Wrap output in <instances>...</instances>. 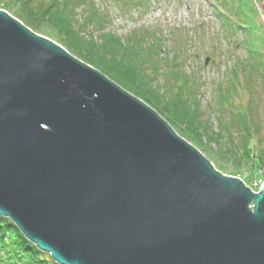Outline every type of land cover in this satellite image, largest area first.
<instances>
[{"label":"water","instance_id":"obj_1","mask_svg":"<svg viewBox=\"0 0 264 264\" xmlns=\"http://www.w3.org/2000/svg\"><path fill=\"white\" fill-rule=\"evenodd\" d=\"M0 216L57 264H264V182L2 9Z\"/></svg>","mask_w":264,"mask_h":264},{"label":"trees","instance_id":"obj_2","mask_svg":"<svg viewBox=\"0 0 264 264\" xmlns=\"http://www.w3.org/2000/svg\"><path fill=\"white\" fill-rule=\"evenodd\" d=\"M13 1L18 9L12 12V16L22 22L23 25L31 30H38L42 23L49 25L48 30H46V37L64 49L76 53L105 76L134 92V95L142 101L152 104L153 107H158V110L165 115L170 124L178 125L185 136L191 137L192 131H196L198 125L205 126L207 124L202 120L198 98L191 93L194 80L190 72H185L182 68L184 59L180 57L182 53L179 48L174 54L167 56L169 60H165L160 52L161 48L158 46L160 41L157 40L154 33L149 34L144 31L139 34L132 33L125 38H118L109 32H103L102 27L108 18L99 16L93 10H88V18L83 22L89 20V23L95 24L100 30V40L96 41L91 34L81 31L75 18L76 8L85 4V0ZM131 1H133L132 3L136 2L137 5L144 3V0ZM254 1L238 0L237 7L235 6L234 11L232 10L236 16L233 20H228L223 13L219 12L223 18L222 27L224 31L232 32V34H234L233 31L237 30L242 32L241 44L244 45L246 52L244 56L232 62L226 88L223 92L218 91L217 121L219 129L217 132H210V136L211 139H223L228 149L234 153V149L241 147L245 154L249 152L256 156L255 139L250 134L253 122H248L249 118H252V112L247 113L246 110L244 112L242 109H238V111L230 113L232 116L230 119L223 115L224 103L231 102L230 91L236 92V88H242V86L243 89L251 91L254 76L257 75L256 78L264 79V36L257 35V24L247 20L253 13H256ZM51 30L54 31V34L51 33ZM252 33H255L254 38L246 36ZM148 35L153 37L155 42L152 38L149 39ZM228 38L232 41V37L229 36ZM166 54L168 55V53ZM158 57H163L162 60L167 61L169 66L162 67L161 58L158 59ZM177 61L179 62L176 63ZM146 65L150 72L147 71ZM240 73L244 77L242 85L238 76ZM118 74H123L125 77L121 78ZM156 81L162 82L157 85ZM237 132L239 144H233ZM261 159L259 156L257 162ZM0 264L57 263L27 240L8 218L0 216Z\"/></svg>","mask_w":264,"mask_h":264},{"label":"rangeland","instance_id":"obj_3","mask_svg":"<svg viewBox=\"0 0 264 264\" xmlns=\"http://www.w3.org/2000/svg\"><path fill=\"white\" fill-rule=\"evenodd\" d=\"M237 1L144 0L142 5H137L136 2L132 3L131 0H85V4L76 8L75 18L81 31L91 34L96 41L100 40V30L95 24L89 23V20L83 22L88 18V10H93L99 16L108 18V21L102 27L103 32H109L118 38H125L132 33L139 34L144 31L149 34L154 33L157 40L160 41L158 46L161 48L160 52L165 60H169L167 56L174 54L179 48L182 54L181 56L178 54V56L184 59L182 68L185 72H190L194 80V88L192 87L191 93L198 98L202 120L207 124H204L205 126L198 125L197 130L192 131V138L187 137L178 125L170 124L165 115L158 110V107L154 106V108L152 104L143 102L154 110L179 137L194 147L216 171L223 175L238 177L243 181L244 186L256 192L260 184L264 182V81L262 82L264 79L256 78L257 75L254 76L251 91L243 89V86L242 88L237 87L236 92L230 91L231 102H226L223 105V115L227 119L232 117L230 113L236 112L238 109L246 110L247 113L252 112V115L250 114L252 118L248 120V115L246 118L248 122H253L250 134L255 139L254 147L257 155L254 156L249 152L245 154L241 147L234 149V153V151L228 149L223 139H211L210 136V132H217L219 129L217 121L218 91L223 92L226 88L230 78L229 68L232 62L244 56L246 52L244 45L241 44L242 32L237 30L233 31L234 34H232V32L224 31L222 27L223 18L219 14V12L223 13L228 20L235 19L236 16L233 11L235 6L238 5ZM254 2L256 13H253L250 19L247 18V20L254 21L257 24L256 34L264 36V0H255ZM0 9L12 15V12L18 7H16L13 0H0ZM48 26L46 23H42L38 30H30L46 37ZM53 32L51 30L52 34H54ZM229 36L232 37V41L229 40ZM246 36L254 38L255 33ZM148 38H152L155 42V39L150 35H148ZM66 52L88 64L76 53L68 50ZM89 52L91 53V51ZM163 57H158V59L161 58L160 64L162 67H168L167 61L162 60ZM205 60H207L206 63ZM92 67L98 70L96 67ZM146 68L150 72L147 65ZM114 73L117 74V72ZM118 75L121 78L125 77L123 74ZM238 76L242 85L244 77L242 73ZM110 80L117 84L116 81ZM156 82L157 85L161 83L160 81ZM128 86L130 87V85ZM120 87L140 99L128 88ZM233 144H239L238 132L235 134ZM259 156L262 159L257 162Z\"/></svg>","mask_w":264,"mask_h":264}]
</instances>
